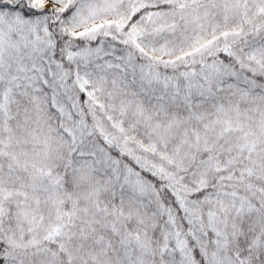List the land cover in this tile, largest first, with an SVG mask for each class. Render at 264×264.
<instances>
[{
    "label": "snow or ice",
    "instance_id": "6c2138e0",
    "mask_svg": "<svg viewBox=\"0 0 264 264\" xmlns=\"http://www.w3.org/2000/svg\"><path fill=\"white\" fill-rule=\"evenodd\" d=\"M0 264H264V0H0Z\"/></svg>",
    "mask_w": 264,
    "mask_h": 264
}]
</instances>
